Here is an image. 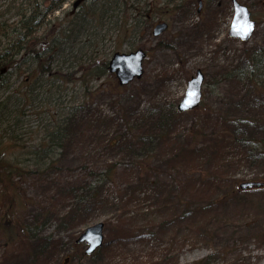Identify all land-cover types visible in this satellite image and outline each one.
Here are the masks:
<instances>
[{"label": "rangeland", "instance_id": "1", "mask_svg": "<svg viewBox=\"0 0 264 264\" xmlns=\"http://www.w3.org/2000/svg\"><path fill=\"white\" fill-rule=\"evenodd\" d=\"M33 1L0 0V23H7L9 26V38L17 35L20 28L17 24L18 13L21 14L29 9V3L35 4ZM51 1L55 0H37L41 13L50 6ZM87 1L66 0L59 11L48 17V21L46 20L47 22L42 25L37 36L45 37L49 41L61 40L57 37L63 34L65 27H68L67 20L75 12L72 6L85 4ZM170 1L141 0L140 3L141 5L145 2L156 4L163 9L166 5L172 7L168 5ZM186 1L188 2L184 9H178L173 13L171 8H165L166 17L160 21L154 19V25L159 22L168 24L167 31L157 39L149 35L153 24L148 31L138 23L133 24L134 28L126 33L120 28V24L111 26L106 31L104 49L101 53L108 54L107 59H109L114 53H130L143 49L147 52L143 64L144 75L141 80L133 82L119 91L116 96L107 89L109 84H112L113 77L106 79V85L102 89L98 88L103 84L102 81L93 83L81 116L79 147H102L101 153L105 152L104 147H107L109 139L116 135V129L110 126V122L116 119L117 115L129 110H137L139 114H143L145 110L155 105H171L175 109L185 95L187 83L197 71L203 74L204 83L200 110L178 115L170 138L160 146L167 149L161 151L154 163L158 175L154 176L152 173L150 181H155L160 186H173L172 206L168 210L159 211L155 208L153 200L145 205L141 201L137 202L139 206L135 209L133 207L131 211L145 209L150 205L149 211L147 213L143 211L145 216L139 212V215L135 213L136 219L126 223L125 226L130 232L136 233L141 228L142 222L149 218L152 220L154 236L150 240H140L134 234L125 244H119L117 247L116 244H112L113 248L103 249L105 251L102 258L98 254L101 262L136 264L143 261L146 263V259H149L148 263L163 264L167 256V259H170L169 264L173 262L175 264H264V239L261 238L264 235V188L250 191L237 189L235 194L228 193L232 181L236 187L242 182L254 181L264 184V161L261 160L253 167H249L241 158L239 148L243 137L255 141L262 138L264 130H259L257 124L253 122L257 118L264 119V106L257 105L256 97L251 93L253 87L250 82L246 80L236 84L228 78L230 73L244 65L250 49L264 46V0H236L247 7L256 23V30L247 43H239L228 37L232 19L231 0H198L202 3L199 13L198 3L192 4L189 0ZM187 28L191 29L189 33L184 32ZM61 42L64 45L58 47V44H53L51 47L55 49L54 52H61L62 56L57 65L66 69L69 67L70 55L74 54L76 47L73 48L69 44L67 46L65 40ZM34 45L35 43H31L28 46L34 47ZM7 46L8 42L1 40L0 53L6 50ZM26 67L28 66H25L24 70ZM29 67L32 69L31 66ZM24 77V71L20 75L12 71L9 84L0 89V97L4 96L3 93L15 90L25 80ZM72 95L76 96V103L82 102L84 92L79 89L78 84L70 85L61 101L72 102L70 99ZM48 99L53 102L50 93ZM263 102L262 100L260 104ZM54 104L57 105L58 102L54 101ZM28 120L32 123L34 116H30ZM243 120L245 122L241 123ZM252 124L254 126H250ZM220 135H224L218 140L225 149L221 148L222 157L217 159V162H223L224 169L220 174L225 175L222 179L226 182L215 184V187L209 191L206 188L186 185L185 181L197 182L200 174L199 171L193 174L186 173L183 168L189 163L185 161V155L182 157L180 154L186 153L192 147H202L203 150L208 147H213L212 150L215 147L219 148L216 138ZM255 147L257 151L262 150L264 153V147ZM136 151L140 152L138 148ZM213 151H210V154L213 155ZM198 154L202 157L203 152ZM215 156L217 158L216 151ZM100 159L117 160L116 157L107 156H101ZM201 162H193L195 163L193 167H197ZM210 163L208 158L204 162V167L207 168ZM74 165L73 161H68L62 166L71 168ZM128 174L130 172L126 171L124 176ZM212 176L218 179V174ZM179 186L177 190L174 189ZM25 188L28 191L27 197L32 203L35 204L36 199L41 202L43 196H37L36 190L31 189L30 184L27 183ZM177 196L188 201L189 198L192 199L188 205L194 209L195 214L186 220L177 218L180 215L177 214L181 213L184 207L183 200L180 199L178 202ZM1 205L0 197V209ZM44 206L46 207V204ZM35 211L38 214L39 208L36 207V210L27 208L22 212L19 220L31 221L32 212ZM170 216L173 217L167 222ZM111 217L113 215L110 216L109 213H99L87 226L104 222ZM85 228L87 227L58 232L57 222L53 221L46 226L44 232L45 236H51L53 243L57 244L54 251L47 249L49 259L46 261L40 259L37 262L34 251L38 248L35 249V244L21 241L8 249H0V264H100V260L95 257L81 258L85 246L77 245L76 239L79 232ZM105 242H110L107 232Z\"/></svg>", "mask_w": 264, "mask_h": 264}, {"label": "trees", "instance_id": "2", "mask_svg": "<svg viewBox=\"0 0 264 264\" xmlns=\"http://www.w3.org/2000/svg\"><path fill=\"white\" fill-rule=\"evenodd\" d=\"M33 2L35 4L29 3V9L18 13L17 24L20 28L14 37L9 38L7 23H0V41L8 42L7 49L0 53V89L9 84L12 71L18 75L24 71L25 74V80L15 90L3 93L4 96L0 97V249H8L16 242H30L35 244V249L38 248L34 251L35 260L46 261L50 258L47 251H54L57 246L51 236L44 234L48 224L57 222L58 232L75 231L87 226L95 220L96 215L104 212L113 215L104 221L109 240L113 244L127 243L126 240L134 234L140 240H150L154 236L151 219H145L136 233L130 232L125 224L136 219L135 213L144 215L143 211H149L150 205L145 209L131 211L133 207L135 209L139 206V201L145 205L153 200L159 211L168 210L172 206L173 186H160L150 179L152 173L154 176L158 175L154 163L161 151L167 149L160 146L170 138L178 114L171 105H155L143 114H139L137 110L123 111L122 115L111 120L110 126L116 129V135L109 139L107 147H104L105 152L102 153V147L78 146L81 116L93 83L102 81L103 84L98 87L102 89L109 78L108 54L101 53L106 31L111 26L120 24V28L126 33L134 28L135 23L148 30L155 18L158 20L166 17L165 8H171L174 13L186 6L188 1L171 0L168 5L172 7L166 5L162 9L147 2L141 5V0H90L67 20L68 27L57 37L61 40H50L51 42L45 37H38L37 33L45 21H48V17L60 9L64 0L52 1L42 13L37 0ZM64 40L67 46L69 44L76 47L66 69L57 65L61 52H54L55 49L51 47L53 44H58V47L64 45L61 42ZM31 43H35L34 47L28 46ZM246 57V64L230 73L228 78L236 84L246 80L250 82L253 87L251 93L256 97L257 105L264 106V102L260 104L264 99V49L251 50ZM25 66L28 67L24 70ZM75 84L84 92L82 102L76 103V96L72 95V102L69 100L63 103V94L70 85ZM107 89L115 96L121 91L114 82ZM49 93L52 103L48 99ZM54 101L58 104L55 105ZM199 110L200 108L195 112ZM30 116H34L32 123L28 120ZM243 122L245 121H241ZM263 123V118H257L253 122L259 130H264ZM253 124L250 126H254ZM223 137L224 135L217 136L219 148L215 147L214 151L213 147L204 150L202 147H192L180 154L182 157L185 155V161L189 163L183 168L186 173L199 171L200 174L197 182L185 181L186 185L209 191L215 184L226 182L222 179L225 175L220 174L224 169L223 162H217L222 157L221 148L224 147L218 138ZM263 140L264 134L259 141L249 137L240 140V156L249 167L264 161L262 150L257 151L254 147ZM210 151H213L214 157ZM200 152H203L202 157H199ZM101 156L116 157L117 160L100 159ZM208 158L211 163L206 168L204 162ZM68 161H73L74 167L62 166ZM195 161L202 162L193 167ZM126 171L130 174L124 176ZM212 174H218V179H214ZM27 183L31 189L36 190L37 196H43L41 202L36 199L34 204L27 197ZM230 185L228 193H237L235 183L232 181ZM178 188L180 186L174 189ZM176 199L179 202L182 198L177 196ZM182 200L184 207L177 218L186 220L195 211L188 205L192 199ZM36 207L39 212H32L31 221L19 220L24 210H36ZM191 231L195 233L194 230ZM261 238L263 240L264 235ZM101 255L99 252V256ZM148 260L146 259V263L143 261L136 264H151ZM105 262L101 264H122ZM167 263H170V259L165 256L163 264Z\"/></svg>", "mask_w": 264, "mask_h": 264}, {"label": "water", "instance_id": "3", "mask_svg": "<svg viewBox=\"0 0 264 264\" xmlns=\"http://www.w3.org/2000/svg\"><path fill=\"white\" fill-rule=\"evenodd\" d=\"M234 17L229 31V36L233 39H238L245 42L250 39L255 29V24L251 22L250 15L246 8L240 6L235 0L232 1ZM167 26L160 24L155 27L153 36L158 37L161 35ZM247 33V35H246ZM145 58V54L142 51H137L128 55L115 54L109 63V71L114 74L120 86H127L134 79H140L142 72V61ZM204 77L201 72H197L196 77L192 78L187 84V90L183 99L177 107L179 113H185L196 109L201 102V88ZM241 189L259 187L257 184L246 183L242 184ZM103 228L102 223L96 224L87 228L80 236V243L85 242L88 248L85 252L90 256L95 253L96 250L102 247L103 243Z\"/></svg>", "mask_w": 264, "mask_h": 264}, {"label": "bare ground", "instance_id": "4", "mask_svg": "<svg viewBox=\"0 0 264 264\" xmlns=\"http://www.w3.org/2000/svg\"><path fill=\"white\" fill-rule=\"evenodd\" d=\"M191 31V29L190 28H187L184 32L185 33H189Z\"/></svg>", "mask_w": 264, "mask_h": 264}, {"label": "snow or ice", "instance_id": "5", "mask_svg": "<svg viewBox=\"0 0 264 264\" xmlns=\"http://www.w3.org/2000/svg\"><path fill=\"white\" fill-rule=\"evenodd\" d=\"M246 35H247V33H246Z\"/></svg>", "mask_w": 264, "mask_h": 264}]
</instances>
